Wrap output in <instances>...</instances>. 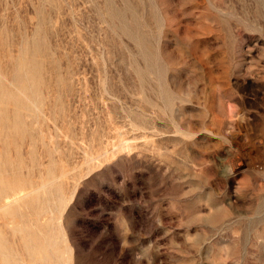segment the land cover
I'll use <instances>...</instances> for the list:
<instances>
[{
  "label": "rangeland",
  "instance_id": "obj_1",
  "mask_svg": "<svg viewBox=\"0 0 264 264\" xmlns=\"http://www.w3.org/2000/svg\"><path fill=\"white\" fill-rule=\"evenodd\" d=\"M24 45L47 85L22 174L62 185L41 222L61 218L66 264H264V171L223 137L264 118V0H0L2 61Z\"/></svg>",
  "mask_w": 264,
  "mask_h": 264
},
{
  "label": "bare ground",
  "instance_id": "obj_2",
  "mask_svg": "<svg viewBox=\"0 0 264 264\" xmlns=\"http://www.w3.org/2000/svg\"><path fill=\"white\" fill-rule=\"evenodd\" d=\"M122 29L131 32L126 23L122 24ZM132 36L146 50L148 68H154L156 60L145 46L147 37L140 34ZM34 46L24 45L15 56L3 49L6 62L2 61L0 53V220L5 219L4 226L13 223L11 231L18 233L17 246L20 245L17 250L0 228V264H66L65 253L68 252L58 221L61 218L41 222L42 216L51 210L52 205L60 208L64 201L62 185L56 183L53 168L48 166L46 177L38 185L22 174L27 165L20 152V140L30 134L27 118L37 120L41 115V106L45 101L42 91L47 85L44 51ZM162 95L167 101L170 100L166 91L162 90ZM223 130L226 133V136L222 134L224 139L228 138L231 143L232 159L241 161L237 164L238 168L245 166L257 173L264 171V118L248 111L237 113L234 118L228 116ZM30 137L32 139L33 136ZM25 187L31 190L25 192Z\"/></svg>",
  "mask_w": 264,
  "mask_h": 264
}]
</instances>
